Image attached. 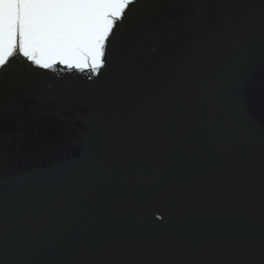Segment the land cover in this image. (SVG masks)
Listing matches in <instances>:
<instances>
[{
  "label": "water",
  "instance_id": "water-1",
  "mask_svg": "<svg viewBox=\"0 0 264 264\" xmlns=\"http://www.w3.org/2000/svg\"><path fill=\"white\" fill-rule=\"evenodd\" d=\"M104 60L0 71V264H264V0H135Z\"/></svg>",
  "mask_w": 264,
  "mask_h": 264
},
{
  "label": "snow or ice",
  "instance_id": "snow-or-ice-1",
  "mask_svg": "<svg viewBox=\"0 0 264 264\" xmlns=\"http://www.w3.org/2000/svg\"><path fill=\"white\" fill-rule=\"evenodd\" d=\"M135 0H0V71L21 54L36 66L57 62L98 73L116 22Z\"/></svg>",
  "mask_w": 264,
  "mask_h": 264
}]
</instances>
